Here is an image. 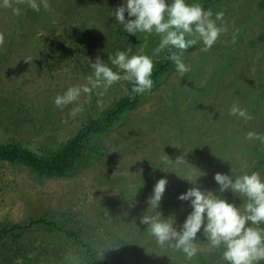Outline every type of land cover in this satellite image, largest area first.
Listing matches in <instances>:
<instances>
[{
	"label": "rangeland",
	"instance_id": "374dc122",
	"mask_svg": "<svg viewBox=\"0 0 264 264\" xmlns=\"http://www.w3.org/2000/svg\"><path fill=\"white\" fill-rule=\"evenodd\" d=\"M187 2L204 5L203 0ZM11 3L22 13L14 15L0 0V33L5 36L0 46V146L17 144L44 156L61 149L89 120L104 118L131 82L122 79L107 91L94 89L90 100L82 95L63 108L54 103L69 87L87 83L90 61L97 56L114 70L109 57L117 50L152 56L154 67L167 58L168 50L153 56L158 35L133 36L111 15L122 0H50L51 9L40 11L20 0ZM263 3L209 0L206 9L214 16L223 12L228 31L208 51H202L201 43L188 48L184 62L191 71L180 74L174 64L163 73L136 106L122 110L107 131L85 144L67 176L45 177L21 163L0 162V264H85L86 250L57 226L75 231L101 255L112 244L110 234L130 243L157 244L141 217L160 211L166 217L174 214L177 221L180 207L190 212V203L177 197L193 186L200 171L205 173L197 178L201 190L243 207V198L219 193L218 184L209 186V165L220 149L231 160L224 174L252 170L259 160L253 150L264 143L249 140L247 133L264 134ZM234 103L252 112L253 119L235 116L232 121ZM249 103L254 105L250 110ZM77 104L83 110L73 115ZM220 132L230 134L233 147L223 148ZM193 142L199 148L190 153ZM257 172L264 177V164ZM160 178L168 183L157 210L148 201ZM33 220L45 223L9 231ZM178 222L174 227L180 228L181 218ZM197 245L193 261L178 264H227L222 250H211L207 240L198 239ZM153 255L162 259L159 252ZM107 264L118 263L108 259Z\"/></svg>",
	"mask_w": 264,
	"mask_h": 264
},
{
	"label": "clouds",
	"instance_id": "9594fccd",
	"mask_svg": "<svg viewBox=\"0 0 264 264\" xmlns=\"http://www.w3.org/2000/svg\"><path fill=\"white\" fill-rule=\"evenodd\" d=\"M20 2H26L35 11H40L41 7L51 9L50 0ZM2 6L12 8L16 16L22 13L20 7H13L11 0H2ZM125 13L129 19L125 18ZM111 15L133 36L137 33L158 35L160 40L153 50V56L168 50V59L174 62L180 74L191 71L184 62V53L188 48L201 43L202 51H208L221 34L228 31L223 22V12H217L214 16L211 9H205L198 2L188 3L187 0H122ZM235 40L233 35L232 42L235 43ZM4 41L5 36L0 33V46ZM131 52V48L117 50L109 57L116 70L97 56L94 61H90L92 74L87 77V83L73 85L58 94L54 99L55 105L63 108L76 104L82 95L90 100L94 89L103 88L107 91L122 79L132 83L133 94L150 91L154 86V60L152 56ZM82 110L77 104L72 114ZM229 114L245 120L253 119L251 113L238 103L231 106ZM247 138L264 143V134L261 133L249 131ZM202 175L205 173L200 171L198 177ZM197 178L190 182L192 187L177 197L191 205V211L179 230L174 227L175 215L164 218L160 211L155 215H143L140 223L147 225L159 246L183 252L189 261L200 251L197 245V234L200 233L208 241L211 250H222L223 260L227 264H261L264 261V177L257 171L241 175L214 174V180L219 185L217 191H231L240 199L243 198V207L228 202L211 190H201ZM167 183L166 178H160L155 183L149 206L159 209Z\"/></svg>",
	"mask_w": 264,
	"mask_h": 264
},
{
	"label": "trees",
	"instance_id": "16d2710c",
	"mask_svg": "<svg viewBox=\"0 0 264 264\" xmlns=\"http://www.w3.org/2000/svg\"><path fill=\"white\" fill-rule=\"evenodd\" d=\"M211 1V0H210ZM209 3V0H203V7L206 9V5ZM262 7H264V3L261 4ZM169 55V53H168ZM167 58L165 62L163 63H157L156 66L154 67L153 73H152V78L154 80V86L158 82L159 78L165 73L166 71L170 70L174 66V62ZM153 86V87H154ZM132 85L129 87L128 93L126 96L118 101L116 106L106 112V116L102 119H93L89 120L87 123L81 126L79 131L69 139L66 144L59 150H56L52 153L46 154L44 156H37L33 152L23 149L21 146L17 144H9L5 146H0V162H9V163H21L31 169L34 172H37L38 174L45 176V177H65L68 174H70L74 168L75 164L77 161L80 159L84 146L85 144L96 134L103 133L110 128L114 122V120L117 118V115L124 109L128 107H134L136 106L137 102L139 99L144 96V94H133L131 92ZM199 101V100H197ZM199 102L195 103L194 105H197ZM264 107V103L262 104ZM254 107L253 103L248 104V109H252ZM252 113V112H250ZM232 121L236 120V117L234 115H230ZM230 118V117H229ZM241 119V118H239ZM225 133L220 132L219 139L220 143L223 148L225 146L228 147H233L232 143L233 141L231 140L232 137H230V134L224 136ZM240 136V135H237ZM230 138V142L227 140ZM236 141V139L234 140ZM197 142H193L192 148H189L190 153L196 152L198 150V146L195 145ZM231 144V145H230ZM239 144V143H237ZM235 146V145H234ZM239 148L241 147L240 145H237ZM245 151V150H244ZM257 152L258 156L257 158L259 159L256 164H253V169L249 170L247 168L245 172H253L260 170L262 168V165L264 164V144L262 146L258 145L254 148L253 153ZM215 163H211L209 165V176L212 177V179H209V182L211 183L209 186H213V184H217V182L214 180V174L219 172V173H225L224 168H228L231 164V160L228 159L226 156V152L222 149H220V155L219 157L213 156ZM213 157H210L213 160ZM207 163V162H206ZM243 172H238V175L243 174ZM208 177V178H210ZM180 188H182L180 182L178 183ZM149 185V184H148ZM147 185V187H149ZM171 185V184H169ZM151 189V187H150ZM179 192V191H178ZM181 211H178L176 214H180L179 219L181 218V221L183 222L184 219L186 218L187 214L189 213H183L184 208L180 207ZM191 211V209H190ZM177 212V211H176ZM165 218L169 214H162ZM179 219H177L176 223L178 224ZM39 223H45L43 220H33L31 221L28 225H23V226H12L9 231L13 230H18V228L22 230L29 229L31 226L39 224ZM60 232H63V234L71 239L73 243H77L81 245L83 249L86 250V255L88 259H86L85 264H98L99 262H103L102 264H107V260L111 259L112 261L117 262L118 264H178L181 261H186L187 263L190 261H193L192 259L189 261L186 259L185 255L183 252L173 250L171 248H168L165 246V248H162L158 244H145L146 242H141L137 244L136 242L131 243L127 241L126 237H119L115 235H111V241L112 244L108 246V251L104 254L101 255L99 252L96 250V248H92L87 242L81 239V237L76 234L75 231L72 230H67L66 228H59L57 226ZM179 229V228H177ZM124 236V235H122ZM198 239L200 241H206V239L201 236L200 233L197 234ZM115 239V242L113 241ZM153 251V253L151 252ZM159 252V255H161L162 259H158L156 255H153L154 253L157 254ZM169 253H172L171 255ZM171 259V260H169Z\"/></svg>",
	"mask_w": 264,
	"mask_h": 264
}]
</instances>
